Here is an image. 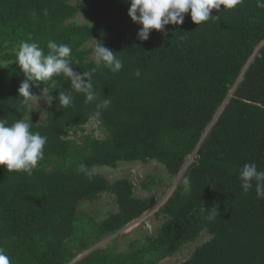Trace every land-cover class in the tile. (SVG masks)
Here are the masks:
<instances>
[{
  "label": "trees",
  "instance_id": "1",
  "mask_svg": "<svg viewBox=\"0 0 264 264\" xmlns=\"http://www.w3.org/2000/svg\"><path fill=\"white\" fill-rule=\"evenodd\" d=\"M129 7L128 0H0V119L32 121L31 131L47 137L31 175L0 165V249L11 264H159L209 235L179 264H264V199L255 181L244 193L239 178L246 163L264 170V8L257 0L222 5L210 13L218 19L200 25L189 10L183 24L141 41ZM79 12L88 22L73 21ZM50 40L71 48L75 74L96 69L93 101L60 74L55 87L29 81L35 98L44 91L52 98L44 112L31 111L35 98L24 104L19 45L35 42L47 54ZM98 42L122 61L120 71L95 59ZM60 91L71 94L69 106L60 105ZM105 99L110 105L97 108ZM92 119L104 137H76ZM151 160L172 177L185 168L157 211V233L124 251L94 247L158 205L153 195L137 196L130 178L111 181L95 169ZM162 181L150 175L143 185ZM105 194L116 210L100 218L94 206ZM204 208H213L211 219Z\"/></svg>",
  "mask_w": 264,
  "mask_h": 264
},
{
  "label": "clouds",
  "instance_id": "2",
  "mask_svg": "<svg viewBox=\"0 0 264 264\" xmlns=\"http://www.w3.org/2000/svg\"><path fill=\"white\" fill-rule=\"evenodd\" d=\"M128 2L130 3L128 15L134 23L142 26L137 33L138 39L147 41L153 29L164 30L169 24H183L185 14L189 13V10L192 21L200 25L209 19L219 18L210 15L213 9L219 10L222 5L224 9H234L243 0H128ZM257 7L264 8V0H257ZM47 48L50 51L45 54L35 42L24 41L19 45L16 64L25 73L26 79L21 82L18 92L20 97L24 98V104H28L36 97L30 91L29 81H51L52 87H55L56 81L53 77L60 74L70 78L72 88L85 95L86 103L93 101L96 93L93 90L92 75L96 69L85 71L82 76L77 75L70 66L68 57L71 48L67 44H58L50 40ZM94 56L98 62L102 61L104 66L113 72H118L123 67L116 54L100 42L94 49ZM139 74L137 70L135 75ZM85 77L88 78L87 82ZM72 99L70 93L59 92L61 106H69ZM51 100L49 97V104ZM110 103V100L105 99L97 108L106 109ZM31 128L32 121L19 119L9 124L7 120L0 119V165H5L8 172L23 171L31 175L38 162L43 159L47 137L31 131ZM88 175L91 178V173ZM239 178L244 193L252 189V182L255 181L257 198L264 199V170H258L255 163H246L240 170ZM202 211H207L208 218H212L213 208L211 211L205 208ZM0 264H11L3 249H0Z\"/></svg>",
  "mask_w": 264,
  "mask_h": 264
},
{
  "label": "rangeland",
  "instance_id": "3",
  "mask_svg": "<svg viewBox=\"0 0 264 264\" xmlns=\"http://www.w3.org/2000/svg\"><path fill=\"white\" fill-rule=\"evenodd\" d=\"M75 3H78L75 1ZM88 17L79 12L76 17L73 19L74 22L83 24L88 22ZM50 94L48 91H44L40 96L35 98L31 103V111L36 109H41L43 112L48 107V98ZM44 116V115H43ZM85 131H78L77 136L74 134V137H80L85 133H91L97 137H104V131L100 127L98 121L92 119L84 127ZM193 160L192 156L188 158L190 163ZM97 172L107 177L109 180L114 181L119 178L127 177L130 178L135 183V193L137 196H155L158 205L153 209L144 213L138 219L130 222L125 226L119 233L115 234L112 237L104 239L101 243L95 244L94 247L106 246L115 243L118 247V250L124 251L128 249L129 243L133 240L140 239L145 235H155L162 224V218L157 215V211L161 205H163L166 200L171 196L175 187L179 183L180 179L185 172V168L180 172L176 177H172L166 167L158 162L157 160H151L148 162L142 161H121L117 167L109 166H100L95 169ZM150 175H158L160 178H163L161 184L154 186L151 190L147 189L143 183L149 181ZM86 209L90 210L92 206L86 205ZM94 208L99 209V217L104 218L110 211L116 210V206L113 203L112 197L110 194H105L102 197V200ZM209 235H203L197 239L194 243H189L184 246L176 255L168 257L164 260H161L159 264H179L181 261L185 260L191 252L202 242L208 240Z\"/></svg>",
  "mask_w": 264,
  "mask_h": 264
},
{
  "label": "water",
  "instance_id": "4",
  "mask_svg": "<svg viewBox=\"0 0 264 264\" xmlns=\"http://www.w3.org/2000/svg\"><path fill=\"white\" fill-rule=\"evenodd\" d=\"M262 45H264V42L262 43ZM255 54H256V53H255ZM255 54L253 55V57H252L251 60L249 61V64H250V62L253 60ZM247 66H248V65H247ZM81 257H82V256H80V257H78V258H81ZM70 264H72V263H70Z\"/></svg>",
  "mask_w": 264,
  "mask_h": 264
}]
</instances>
